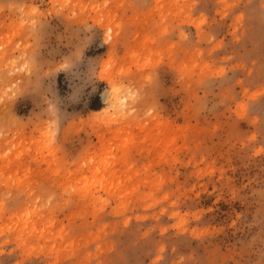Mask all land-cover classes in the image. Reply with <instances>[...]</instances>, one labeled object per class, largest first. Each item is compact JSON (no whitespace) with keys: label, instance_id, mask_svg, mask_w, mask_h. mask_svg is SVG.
Segmentation results:
<instances>
[{"label":"rangeland","instance_id":"1","mask_svg":"<svg viewBox=\"0 0 264 264\" xmlns=\"http://www.w3.org/2000/svg\"><path fill=\"white\" fill-rule=\"evenodd\" d=\"M0 264H264V0H0Z\"/></svg>","mask_w":264,"mask_h":264},{"label":"clouds","instance_id":"2","mask_svg":"<svg viewBox=\"0 0 264 264\" xmlns=\"http://www.w3.org/2000/svg\"><path fill=\"white\" fill-rule=\"evenodd\" d=\"M89 39H80L79 36L77 38H74L70 42V53L64 57V60L70 65V67L65 71L68 72L72 69L74 65L79 63L82 58V54L84 49L88 46ZM110 55L113 59L116 58V51L110 50ZM101 65H102V60L97 62H90V69H89V76L90 78H95L97 80H100L101 77ZM106 80L110 79L113 84L118 83V79L115 77L114 74H108L105 77ZM108 99H110L108 97Z\"/></svg>","mask_w":264,"mask_h":264},{"label":"snow or ice","instance_id":"3","mask_svg":"<svg viewBox=\"0 0 264 264\" xmlns=\"http://www.w3.org/2000/svg\"><path fill=\"white\" fill-rule=\"evenodd\" d=\"M64 67H67V64H65Z\"/></svg>","mask_w":264,"mask_h":264}]
</instances>
